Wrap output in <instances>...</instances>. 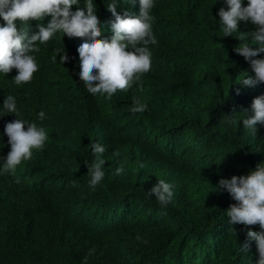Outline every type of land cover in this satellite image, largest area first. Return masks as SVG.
I'll list each match as a JSON object with an SVG mask.
<instances>
[{
  "label": "trees",
  "instance_id": "1",
  "mask_svg": "<svg viewBox=\"0 0 264 264\" xmlns=\"http://www.w3.org/2000/svg\"><path fill=\"white\" fill-rule=\"evenodd\" d=\"M93 3L97 15H107L106 0ZM222 7L226 0H160L150 12L157 39L149 45L151 70L111 100L89 93L79 77L77 49L87 37L57 33L38 44L39 70L28 83L15 84V68L0 72V264H257L248 228L229 223L236 201L216 187L264 163V124L253 134L242 123L264 84H240L254 73L234 51L244 43L238 33L219 31ZM62 48L68 67L56 59ZM53 88L44 108L38 92ZM7 95L18 117L3 110ZM133 98L146 111L132 114ZM18 118L43 127L48 138L9 181L2 175L11 150L4 130ZM93 142L106 147L95 190L85 163L95 159ZM159 179L173 185L167 206L148 195Z\"/></svg>",
  "mask_w": 264,
  "mask_h": 264
},
{
  "label": "clouds",
  "instance_id": "2",
  "mask_svg": "<svg viewBox=\"0 0 264 264\" xmlns=\"http://www.w3.org/2000/svg\"><path fill=\"white\" fill-rule=\"evenodd\" d=\"M106 1L109 3L107 15L100 17L93 0H85V3L81 0H0V72L9 74L15 68L18 72L13 78L15 84L28 83L39 70L33 55L40 51L38 44L50 41L57 33L69 38L87 37L89 39L77 49L80 60L79 77L87 91L93 95L106 94L107 100H111L118 90L127 92L135 82L141 80L144 73L151 70L152 52L149 45L156 44L157 39L152 31L154 16L150 12L160 0H122L118 3L116 0ZM124 3H127V9L123 7ZM226 3L228 9L222 7L218 13L219 31L223 33V37L238 33V39L244 43L234 51L244 57L254 73L248 74L240 84H264V58H257L264 53V0H247V6L244 5V0H226ZM245 27L255 30L238 32ZM249 40L251 43L245 42ZM57 52L62 55H58L59 58L56 59L64 67H68L69 56L65 48L57 49ZM53 60L55 62V57ZM55 88L38 92V100L44 108L50 106ZM146 109V104L133 98L129 109L132 114L143 113ZM3 110L18 117L13 96L7 95ZM250 111L251 114L248 109L243 111L248 116L242 123L245 129L256 134L257 125L264 124V93L254 98ZM235 113L237 112L234 110L232 115ZM38 115L41 120L45 118L43 111ZM4 131L11 150L3 163L2 175L9 180V172L17 176V166L32 158L33 149H43L48 137L43 127L19 118L7 123ZM90 147L95 159L92 163L87 160L85 163L90 177L89 185L95 190L105 176L102 169L106 160L101 157L106 152V147L96 142ZM113 154L120 155L119 151ZM123 171L121 165L116 169L115 175H120ZM216 188L218 191L227 190L236 201L227 211L229 223L248 228L249 240H254L257 244V264H264V163L257 164L255 170L248 175L221 178ZM3 191L0 188V194ZM173 194V185L163 179H159L148 191V195L155 196L162 206H167ZM257 224L259 231L250 227ZM240 247L246 253L250 245L244 243Z\"/></svg>",
  "mask_w": 264,
  "mask_h": 264
}]
</instances>
